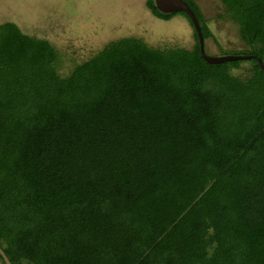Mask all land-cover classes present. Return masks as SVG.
I'll use <instances>...</instances> for the list:
<instances>
[{
    "label": "trees",
    "instance_id": "16d2710c",
    "mask_svg": "<svg viewBox=\"0 0 264 264\" xmlns=\"http://www.w3.org/2000/svg\"><path fill=\"white\" fill-rule=\"evenodd\" d=\"M219 2L240 54L264 65V0ZM144 6L184 17L192 46L120 38L61 76L47 40L0 24L10 264H264V73L252 59L207 64L184 13Z\"/></svg>",
    "mask_w": 264,
    "mask_h": 264
},
{
    "label": "rangeland",
    "instance_id": "374dc122",
    "mask_svg": "<svg viewBox=\"0 0 264 264\" xmlns=\"http://www.w3.org/2000/svg\"><path fill=\"white\" fill-rule=\"evenodd\" d=\"M144 1L0 0V24L11 22L30 37L47 40L57 54L61 76L106 43L120 38H137L160 49L192 46L191 28L184 17L158 20L145 8ZM191 1L213 37L203 40L204 54L242 56L246 46L239 38L237 25L225 14L219 0ZM248 68V63L242 64L232 74L247 77Z\"/></svg>",
    "mask_w": 264,
    "mask_h": 264
},
{
    "label": "water",
    "instance_id": "95a60500",
    "mask_svg": "<svg viewBox=\"0 0 264 264\" xmlns=\"http://www.w3.org/2000/svg\"><path fill=\"white\" fill-rule=\"evenodd\" d=\"M155 9L162 14H170L176 12H182L187 17L189 23L191 24L192 30L194 31L197 44L199 56L204 62L209 65H217L226 62L234 61H248L255 60L259 69L264 73V65L261 63L260 59L255 56H219V57H210L204 54L203 38L201 36L200 27L195 18L193 12L188 7V5L183 0H153ZM0 258L3 264H10L4 253L0 249Z\"/></svg>",
    "mask_w": 264,
    "mask_h": 264
}]
</instances>
